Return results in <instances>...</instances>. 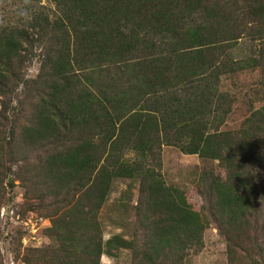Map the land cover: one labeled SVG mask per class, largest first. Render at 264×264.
Instances as JSON below:
<instances>
[{"label": "trees", "instance_id": "16d2710c", "mask_svg": "<svg viewBox=\"0 0 264 264\" xmlns=\"http://www.w3.org/2000/svg\"><path fill=\"white\" fill-rule=\"evenodd\" d=\"M42 1L0 26V208L18 181L23 210L50 222L36 234L50 243L23 263L130 251V264H186L214 227L227 264H264V107L223 127L233 97L222 89L224 77L264 72V0ZM242 39L253 46L236 58ZM164 146L215 162L191 187L199 207L167 183ZM116 179L136 185L132 236L104 239Z\"/></svg>", "mask_w": 264, "mask_h": 264}, {"label": "rangeland", "instance_id": "374dc122", "mask_svg": "<svg viewBox=\"0 0 264 264\" xmlns=\"http://www.w3.org/2000/svg\"><path fill=\"white\" fill-rule=\"evenodd\" d=\"M49 4L46 0L42 4ZM17 18L14 15L6 17V21L15 23ZM252 43L246 39L240 40L231 51L236 58H243L250 54ZM39 56L27 65L25 77L34 78L39 69ZM222 89L226 90L233 97L232 113L226 120L223 127H236L248 114L250 109L264 107V72L260 69L244 70L222 80ZM22 87L19 94L22 92ZM162 172L168 184L178 186L189 191V199L199 207L202 203L200 196L192 191V185L197 180L200 171L209 167L215 162L201 160L197 155L184 154L176 148L164 146L162 148ZM12 181V176L9 175ZM8 176V177H9ZM10 181V182H11ZM129 180L116 179L113 183L110 195L101 208L100 221L102 223L103 238L106 239L112 234L120 233L125 237L132 236L133 214L129 207L135 202L136 185L128 186ZM23 188L15 181V185L8 189L7 198L3 206L12 209L15 214L24 219L27 216L33 218L42 217L49 220L34 210H23ZM123 204H129L123 212ZM28 212V213H27ZM15 218L4 216L0 220V254L5 264H24L23 255L27 249L41 248L50 243L45 234L38 235L39 242L31 246L32 242L24 244L20 224ZM37 221V220H33ZM50 224H42L38 232L47 228ZM19 239V248L16 241ZM204 246L197 254H192L186 259V264H227L226 242L214 227H209L203 234ZM130 251H122L116 258L102 255L100 264H130Z\"/></svg>", "mask_w": 264, "mask_h": 264}, {"label": "clouds", "instance_id": "9594fccd", "mask_svg": "<svg viewBox=\"0 0 264 264\" xmlns=\"http://www.w3.org/2000/svg\"><path fill=\"white\" fill-rule=\"evenodd\" d=\"M35 7V0H0V26L5 24L9 15L23 21L31 19V12Z\"/></svg>", "mask_w": 264, "mask_h": 264}, {"label": "built area", "instance_id": "2783aa9c", "mask_svg": "<svg viewBox=\"0 0 264 264\" xmlns=\"http://www.w3.org/2000/svg\"><path fill=\"white\" fill-rule=\"evenodd\" d=\"M4 216H9L10 218H15L16 222H18L20 225L23 226V228L27 232V236L23 238L24 244H27L28 242H32V244H29L31 246H36V243L39 242V237L36 235L38 232V229L42 226V224L48 225L50 224L49 220H44V218H33L32 216H27L24 219L20 218L18 214H15L12 209H9L5 206H2L0 208V217L3 218ZM37 220V221H33Z\"/></svg>", "mask_w": 264, "mask_h": 264}, {"label": "water", "instance_id": "95a60500", "mask_svg": "<svg viewBox=\"0 0 264 264\" xmlns=\"http://www.w3.org/2000/svg\"><path fill=\"white\" fill-rule=\"evenodd\" d=\"M11 181V178H10V176L8 177V182H10Z\"/></svg>", "mask_w": 264, "mask_h": 264}]
</instances>
